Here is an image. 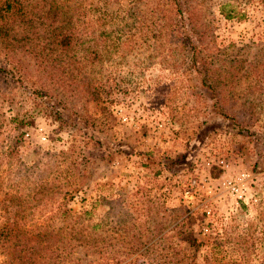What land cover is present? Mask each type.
<instances>
[{"label": "rangeland", "instance_id": "374dc122", "mask_svg": "<svg viewBox=\"0 0 264 264\" xmlns=\"http://www.w3.org/2000/svg\"><path fill=\"white\" fill-rule=\"evenodd\" d=\"M135 1L93 0L86 16L102 14L107 29L123 30L125 21L133 23L126 11L135 9ZM180 2L179 24L189 20L187 32L207 65L264 70V0ZM139 4L147 8V0ZM162 50V61L136 46L122 63L94 66L102 77L96 82L99 98L91 101L56 92L55 98L36 96L28 85L9 80V95L0 93V147L16 142L24 162L28 153L43 160L46 152L71 148L65 163L75 158L81 176L74 179L60 164L55 183L61 187L64 180L89 176L68 207L90 210L95 220L107 209L122 214L125 222L114 230L118 251L135 243L140 246L131 257L146 264H206L212 248L207 243L218 242L228 261L234 257L228 241L264 211V113L250 135L228 130L211 116L206 87L188 68L193 49L185 50L183 62L177 49ZM226 181L242 190L232 191ZM64 186L61 191L68 189ZM194 239L198 251L190 244ZM263 256L256 245L251 259ZM2 257L0 264H6ZM72 257L80 264L91 259L79 249Z\"/></svg>", "mask_w": 264, "mask_h": 264}, {"label": "trees", "instance_id": "16d2710c", "mask_svg": "<svg viewBox=\"0 0 264 264\" xmlns=\"http://www.w3.org/2000/svg\"><path fill=\"white\" fill-rule=\"evenodd\" d=\"M150 1L147 0L144 10L140 0H136L135 9L126 11L133 23L125 21V29L114 31L104 26L102 14L94 18L86 16V8L95 6L93 0H0V93L6 91V96L9 95L11 80L14 85H28L36 96L55 98L56 92L91 101L99 98L96 82L102 77L94 66L109 64L114 59L115 65L122 63L136 46L151 49L148 57L157 56L160 61L162 49L169 52L177 49L183 57L181 62L185 50L193 49L187 57L188 68L206 87L205 105L211 116L234 133L252 134L258 117L264 113V70L241 71L231 66L221 69L207 65V58L198 56L187 32L189 20L179 24L184 11L180 0L161 1L162 5L159 0ZM185 13L189 18V11ZM174 64L172 59L170 65L176 67ZM261 138L264 139V134ZM13 144L5 149L0 147L2 263L60 264L72 260V264H80L77 257H72L79 249L91 257L85 264H146L131 257L140 245L132 243L118 251L114 230L117 224L125 222L122 214L107 209L95 220L90 210L73 211L68 207L89 177L76 182L68 179L67 184L64 180L63 184L68 186L64 191H61L63 184L56 185L59 176L54 174L63 172L60 164L64 171L70 168L74 179L81 176L75 158L68 165L65 163L71 148L46 152L49 158L43 160L36 159L39 157L35 152L28 153L24 157L25 161L29 158L28 163L18 157L16 142ZM262 203L264 208V199ZM111 217H116V221ZM54 221H61L62 226H55ZM190 244L195 251L199 250L197 239ZM207 244L212 248L206 264H264V256L259 261L251 259L256 245L264 250V211L247 221L243 233L228 241L230 253L234 254L228 261H223L219 254L222 243ZM117 251L123 256L119 257Z\"/></svg>", "mask_w": 264, "mask_h": 264}, {"label": "built area", "instance_id": "2783aa9c", "mask_svg": "<svg viewBox=\"0 0 264 264\" xmlns=\"http://www.w3.org/2000/svg\"><path fill=\"white\" fill-rule=\"evenodd\" d=\"M40 129V128H39ZM42 139L44 138L43 136L41 137ZM226 183L228 184V186L231 188V190L237 192L238 190H242L239 189L238 186L235 185V183H231L230 181H226ZM240 187L242 186L241 184L239 185Z\"/></svg>", "mask_w": 264, "mask_h": 264}]
</instances>
